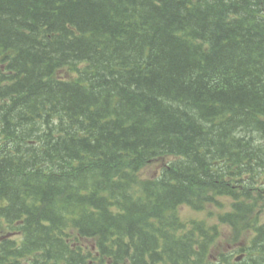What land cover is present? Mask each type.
Listing matches in <instances>:
<instances>
[{"label":"trees","instance_id":"trees-1","mask_svg":"<svg viewBox=\"0 0 264 264\" xmlns=\"http://www.w3.org/2000/svg\"><path fill=\"white\" fill-rule=\"evenodd\" d=\"M218 198L212 257L180 209ZM235 263L264 264V0H0V264Z\"/></svg>","mask_w":264,"mask_h":264},{"label":"rangeland","instance_id":"rangeland-1","mask_svg":"<svg viewBox=\"0 0 264 264\" xmlns=\"http://www.w3.org/2000/svg\"><path fill=\"white\" fill-rule=\"evenodd\" d=\"M160 171V165L158 163L148 166L144 172H142V176L145 178H150L156 176ZM231 200L228 198H218L217 203L213 205L206 206V208L202 211H195L188 207H181L180 214L183 220H195V221H204L208 227H215L218 231L215 234V244L212 249L211 256L214 257L217 253H228L233 248L232 243V231L225 224H221L218 221V215L223 214L225 212H229L231 210L230 207ZM262 204H259L257 210L259 211ZM263 212L260 214L262 216ZM239 243L234 244L235 247H238ZM235 256V255H234Z\"/></svg>","mask_w":264,"mask_h":264},{"label":"bare ground","instance_id":"bare-ground-1","mask_svg":"<svg viewBox=\"0 0 264 264\" xmlns=\"http://www.w3.org/2000/svg\"><path fill=\"white\" fill-rule=\"evenodd\" d=\"M224 1V0H223ZM224 3V2H223ZM230 2H228V4H229ZM216 108V107H215ZM236 264V263H235Z\"/></svg>","mask_w":264,"mask_h":264}]
</instances>
